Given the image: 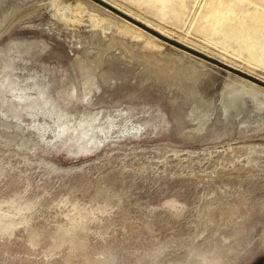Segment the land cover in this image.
I'll list each match as a JSON object with an SVG mask.
<instances>
[{"label":"rangeland","instance_id":"rangeland-1","mask_svg":"<svg viewBox=\"0 0 264 264\" xmlns=\"http://www.w3.org/2000/svg\"><path fill=\"white\" fill-rule=\"evenodd\" d=\"M256 16L0 0V264H264Z\"/></svg>","mask_w":264,"mask_h":264},{"label":"bare ground","instance_id":"bare-ground-1","mask_svg":"<svg viewBox=\"0 0 264 264\" xmlns=\"http://www.w3.org/2000/svg\"><path fill=\"white\" fill-rule=\"evenodd\" d=\"M253 22H262L263 20H264V18L263 17H261V16H256V17H254L253 19ZM240 84H242V83H240ZM235 85V84H234ZM252 85V84H251ZM254 86V85H253ZM243 89L245 88V87H242ZM243 89H242V91H243ZM233 90H235V89H233ZM239 89H237V91H238ZM249 90V89H248ZM257 90V89H256ZM260 90V89H259ZM237 91L236 92H234V93H232V92H230V94L231 95H229V97H231L230 99H229V101L228 102H231V101H234V99L236 98V97H238V96H236V93H237ZM245 91V90H244ZM243 91V92H244ZM247 91V90H246ZM253 91H255L254 89H253ZM253 91H251L252 93H255V92H253ZM248 92V91H247ZM264 92V91H263ZM242 93V92H241ZM245 93V92H244ZM244 93H242V95L244 94ZM252 93H249L250 95H253ZM257 93H259V92H257ZM257 93H255V94H257ZM238 94V93H237ZM247 94V93H246ZM249 94H248V96H249ZM245 95V94H244ZM243 95V96H244ZM260 95V94H259ZM262 95V94H261ZM227 96V95H226ZM240 96V95H239ZM247 96V95H246ZM228 97V96H227ZM226 97V98H227ZM241 97V96H240ZM251 98V97H250ZM237 99H241V98H237ZM228 100V99H227ZM239 101V100H238ZM237 102V101H236ZM233 104H234V102H233ZM229 106V105H228ZM231 106H232V104H231ZM233 107V106H232Z\"/></svg>","mask_w":264,"mask_h":264}]
</instances>
